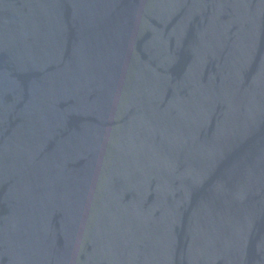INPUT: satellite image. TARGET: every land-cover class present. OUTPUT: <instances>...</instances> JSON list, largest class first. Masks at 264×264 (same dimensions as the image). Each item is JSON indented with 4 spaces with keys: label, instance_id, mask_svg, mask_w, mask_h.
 I'll return each instance as SVG.
<instances>
[{
    "label": "water",
    "instance_id": "1",
    "mask_svg": "<svg viewBox=\"0 0 264 264\" xmlns=\"http://www.w3.org/2000/svg\"><path fill=\"white\" fill-rule=\"evenodd\" d=\"M0 264H264V0H0Z\"/></svg>",
    "mask_w": 264,
    "mask_h": 264
}]
</instances>
